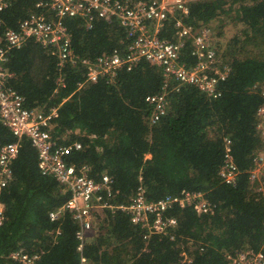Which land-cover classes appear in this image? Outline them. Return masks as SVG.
<instances>
[{
  "label": "trees",
  "instance_id": "obj_1",
  "mask_svg": "<svg viewBox=\"0 0 264 264\" xmlns=\"http://www.w3.org/2000/svg\"><path fill=\"white\" fill-rule=\"evenodd\" d=\"M35 3L13 0L0 12V46L7 29L16 30L20 21L40 11ZM183 22L210 31L211 48L224 59L229 74L216 97L188 84L175 91L176 83H169L167 111L157 123L151 122L146 97L161 92L163 77L145 61L93 83L86 80L84 66H58L56 50L33 40L9 53L3 64L12 75L7 86L22 97L24 109L55 112L47 128L52 141L56 146L80 143L66 163L87 166L96 182L106 174L111 184L104 201L111 208L97 216L92 234L83 240L69 212L51 220L49 214L64 206L69 192L40 172L37 152L23 137L9 166L12 178L0 189V264H21L11 258L18 252L35 257L32 264H80L81 258L86 264H179L181 245L190 259L184 264H230L226 256L242 250L264 255L259 191L264 172L259 180H249L254 154L263 146L256 111L263 103L264 0H200L189 5ZM63 23L79 59L92 63L103 53L124 55L126 34L117 21L97 20L89 30L81 19ZM172 36L171 24L162 37ZM258 39L261 51L248 46ZM190 43L181 52L189 67L196 61ZM14 141L0 121V148ZM225 141L238 171L234 184H225L218 175ZM140 186L149 201L199 192L214 209L197 216L192 208L173 207L165 215L176 226L144 240L130 215L118 208L128 206Z\"/></svg>",
  "mask_w": 264,
  "mask_h": 264
},
{
  "label": "built area",
  "instance_id": "obj_2",
  "mask_svg": "<svg viewBox=\"0 0 264 264\" xmlns=\"http://www.w3.org/2000/svg\"><path fill=\"white\" fill-rule=\"evenodd\" d=\"M13 0H0V12ZM200 0H36L38 13H32L18 23L16 30L7 29L0 46V121L15 138V141L0 148V189L12 178L10 163L15 159L19 143L23 137L29 139L38 156V169L43 175L53 176L68 192L69 198L57 212L49 214L55 220L63 211L70 213L78 224L77 237L86 239L92 231L97 216H102L104 209L111 208L104 201V194L110 195L111 179L103 174L98 182L88 176L89 168H76L66 163V157L72 150H80L79 142L70 146H56L47 130L49 121L55 112L44 115L40 111H28L23 107V99L7 86L12 75L3 64L12 50L20 49L28 40H33L44 47L56 50L58 66L66 63L80 64L86 68V80L96 82L100 77L113 78L117 70H130L140 61L157 67L162 72L163 85L159 94L146 97L151 106V122L157 123L165 116L168 104L169 83H176L175 91L181 84H188L214 97L219 96L218 85L225 81L229 68L224 59L216 56L210 45V31L205 27L194 29L186 25L183 19L189 14V5ZM81 19L86 30L92 28L97 20L117 21L123 27L127 45L121 56L116 51L103 53L94 62L79 59L73 54L70 33L63 20ZM172 24L171 39L162 37ZM191 40L190 55L196 59L190 67L181 60V52ZM260 96L263 103L256 111V131L263 146L254 154V170L249 180H259L264 172V89ZM225 184H234L238 171L230 154L229 141H225V154L218 172ZM263 193L264 188H259ZM192 208L197 216L212 213L214 206L199 192L182 191L176 196H168L158 201H149L140 186L136 196L128 206L118 207L130 215L132 225L143 232V239L165 234L176 226V220L165 213L173 208ZM0 205V222L2 220ZM191 245L187 242V246ZM79 247V252L81 251ZM179 264L189 263L190 259L180 247ZM11 258L21 264H32L35 257L22 253H13ZM226 258L230 264H264V255L252 250L236 251ZM80 264H86L80 259Z\"/></svg>",
  "mask_w": 264,
  "mask_h": 264
},
{
  "label": "rangeland",
  "instance_id": "obj_3",
  "mask_svg": "<svg viewBox=\"0 0 264 264\" xmlns=\"http://www.w3.org/2000/svg\"><path fill=\"white\" fill-rule=\"evenodd\" d=\"M261 43H262V41L258 39L257 41L249 42L248 46L251 47V48L255 47L257 50L261 51V50H263V48H261V46H260ZM91 234H92V232H89L87 236H90Z\"/></svg>",
  "mask_w": 264,
  "mask_h": 264
}]
</instances>
